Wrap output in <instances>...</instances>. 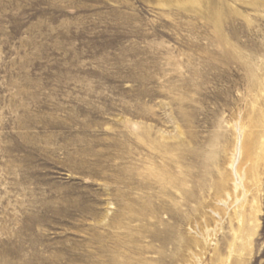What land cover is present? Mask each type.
Instances as JSON below:
<instances>
[{
	"label": "rangeland",
	"instance_id": "obj_1",
	"mask_svg": "<svg viewBox=\"0 0 264 264\" xmlns=\"http://www.w3.org/2000/svg\"><path fill=\"white\" fill-rule=\"evenodd\" d=\"M162 1L0 0V264H264V0Z\"/></svg>",
	"mask_w": 264,
	"mask_h": 264
},
{
	"label": "bare ground",
	"instance_id": "obj_2",
	"mask_svg": "<svg viewBox=\"0 0 264 264\" xmlns=\"http://www.w3.org/2000/svg\"><path fill=\"white\" fill-rule=\"evenodd\" d=\"M176 2L179 3H187V2H197V4L200 3V0H175ZM162 2H164V4H168L166 0H163ZM234 130L236 133V140H235V144H234V148L232 150V153L230 154L229 157V164H228V173L229 176L231 177L232 180V188L231 191L233 192V197L236 198L237 197V191L240 190L243 195V197H246V168L243 167V158L245 156V154H249L253 148V141L252 140V134H250L249 132H246L244 126L242 125V123L240 121H237L234 124ZM181 172L179 171V174ZM257 173V172H256ZM156 179H158L157 181L155 180L156 183H158V181H161L163 179H161L160 176H158ZM256 179V177H255ZM186 181V179H184L183 176L178 177V182L175 181V185H178V189L180 190L182 199L185 197L186 191L185 189L182 190L180 185H182L184 182ZM212 186L215 188V190H225L228 186L227 184L224 183V181L221 180H217L216 182H214L212 184ZM225 196L227 198H231V195L228 194L225 191ZM239 199V198H238ZM237 200V199H235ZM219 202L226 204V200L225 199H219ZM238 201V200H237ZM167 241V240H166Z\"/></svg>",
	"mask_w": 264,
	"mask_h": 264
}]
</instances>
